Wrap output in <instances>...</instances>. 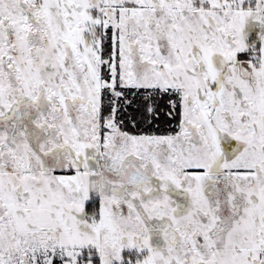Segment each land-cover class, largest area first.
Wrapping results in <instances>:
<instances>
[{
  "label": "snow or ice",
  "instance_id": "6c2138e0",
  "mask_svg": "<svg viewBox=\"0 0 264 264\" xmlns=\"http://www.w3.org/2000/svg\"><path fill=\"white\" fill-rule=\"evenodd\" d=\"M0 264H264V0H0Z\"/></svg>",
  "mask_w": 264,
  "mask_h": 264
}]
</instances>
